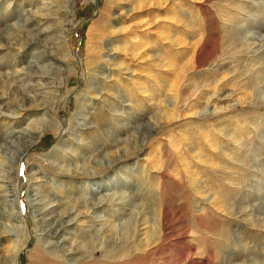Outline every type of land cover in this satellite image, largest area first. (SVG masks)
<instances>
[{
  "label": "rangeland",
  "instance_id": "rangeland-1",
  "mask_svg": "<svg viewBox=\"0 0 264 264\" xmlns=\"http://www.w3.org/2000/svg\"><path fill=\"white\" fill-rule=\"evenodd\" d=\"M249 36L264 0H0V150L39 136L12 171L22 223L2 220L0 264H264V48ZM32 195L47 226L71 211L67 233L36 229Z\"/></svg>",
  "mask_w": 264,
  "mask_h": 264
},
{
  "label": "bare ground",
  "instance_id": "bare-ground-1",
  "mask_svg": "<svg viewBox=\"0 0 264 264\" xmlns=\"http://www.w3.org/2000/svg\"><path fill=\"white\" fill-rule=\"evenodd\" d=\"M254 35V34H253ZM258 37V36H256ZM248 40H250L252 42V44H257V43H262V47L264 48V36H262L261 40H257L255 38V36H249L247 37ZM28 41V42H27ZM27 44H30V43H34L35 41L33 39H30L29 40H26ZM248 42V41H247ZM260 46V45H259ZM260 46V48H262ZM259 53V52H258ZM257 53V54H258ZM261 54V53H259ZM57 61V60H56ZM49 72V71H48ZM48 72H45L44 74H39V76H33L31 78L33 79H45V78H48L49 79V75H48ZM30 79V78H29ZM40 86V85H39ZM1 99V98H0ZM48 99L46 98H43V101L44 102H47ZM48 103V102H47ZM2 111V110H1ZM0 111V117H4V118H12L11 116L14 115V113H11L10 115H6V114H3L2 112ZM142 125V124H141ZM140 125V126H141ZM55 126V125H54ZM144 126V125H143ZM142 126V127H143ZM151 126V124H150ZM149 125L147 126L146 124V127H150ZM56 127V126H55ZM42 128V127H41ZM57 128V127H56ZM37 129V128H36ZM86 129H90V127L86 126ZM144 129V128H143ZM154 129V127H153ZM153 129H147L149 131L148 135H151L152 132H153ZM145 131V130H144ZM10 138H14L15 137V141L14 140H8L6 143H4V145L1 147V149H3L1 151L2 153V156H1V166L3 167V173H0V184H1V187H2V191L5 192L3 198L4 200L2 201V203H0V207L2 206L3 208H0V226L2 227H8L7 224H3L2 223V220L4 221H7V222H14V223H22L20 218H19V212H14L12 208L16 203V201H14V198H15V188H14V185H13V181H12V171H14V166L17 165L21 160L22 158L24 157V155L32 148V146L34 145L37 137L36 136V133L34 130H28L27 132H17V133H11L9 135ZM35 137V138H34ZM148 136L146 137H143L141 140H139V142H141V144L145 141V139L147 138ZM27 140V141H26ZM29 140V141H28ZM116 141V140H115ZM111 143V142H110ZM118 142H112L113 146L116 145ZM137 146H133V149L132 150H136ZM124 153H121L120 155H123ZM9 157V158H8ZM108 157L110 159L111 156L108 155ZM7 158V159H6ZM101 161V160H100ZM98 162V160H97ZM101 166V165H100ZM0 187V188H1ZM5 198H11L10 200L6 201ZM40 202L37 201V198L35 195H32L29 197V200H28V206L30 208V214L31 216L33 217V220L35 222V226H36V229H38V231L42 232V234H45V236H48L50 238H59L57 235L55 236V234H53V229L54 227L57 228L59 227L60 228V232H65L67 230V226H69L68 224L65 225L66 222H64V220L62 219H65V218H69L70 214H71V211H67L66 213L63 214V216L61 217L62 219L60 220H57V221H54L52 224V226H47V223L52 221V219L54 217L50 216V214L47 212V209L45 208H40L38 206H40ZM83 204V203H82ZM120 204V203H119ZM126 204V203H124ZM78 205V203H77ZM80 205V204H79ZM89 204H87L88 206ZM131 205V204H130ZM105 206V201L100 199L99 201H96L95 203H93L90 207L92 213L102 209L103 207ZM123 206V205H122ZM131 207V206H130ZM135 207V206H134ZM133 207V208H134ZM5 208H12L11 211H7L5 210ZM67 210V209H66ZM140 210V209H139ZM138 213H142V212H139ZM59 216V215H58ZM41 217V218H40ZM71 217V216H70ZM39 218V219H38ZM33 222V223H34ZM101 222V220L99 221ZM47 226V229H44L45 227ZM121 226V225H120ZM106 228V227H105ZM9 229V228H8ZM107 229V228H106ZM3 231V230H2ZM5 231V229H4ZM3 231V232H4ZM9 231V230H8ZM7 231V232H8ZM106 231V230H105ZM6 232V231H5ZM10 232L16 236V234L18 233V230L16 229V227L14 225H11L10 226ZM8 232V233H10ZM38 233V232H37ZM67 233V232H65ZM101 233V232H100ZM103 233V232H102ZM4 234V233H3ZM40 234V233H39ZM12 235V236H13ZM104 235V234H102ZM101 235V236H102ZM96 239V238H95ZM109 240V239H108ZM38 241H41L42 243H45L46 245V248L47 249H50L51 247H54L57 248V247H60V242L58 243L57 241H51V240H46L44 238L38 240ZM107 241V240H106ZM63 242H66V240H63ZM109 242V241H108ZM107 242V243H108ZM110 243V242H109ZM118 245V244H117ZM134 245H137L135 242L131 245V247H133ZM22 245H20L21 247ZM109 246V245H108ZM106 248V247H105ZM21 249V248H20ZM120 249V248H119ZM58 250V249H57ZM56 250V251H57ZM19 252V250L17 251ZM120 252V251H119ZM114 253V252H113ZM112 254V253H111ZM84 255V254H83ZM107 255V254H106ZM82 256V255H81ZM120 256L121 253H120ZM116 257V255H115ZM114 257V258H115ZM134 257H137V256H134ZM123 258V257H122ZM130 258V256H129ZM138 258V257H137ZM136 258V259H137ZM109 259V258H108ZM85 260V259H84ZM111 260V259H110ZM133 260V259H132ZM140 260V259H139ZM120 260H118L119 262ZM128 261L130 262L131 260L128 259ZM134 261V260H133ZM82 262V261H81ZM125 262V261H124ZM123 262V263H124ZM129 262L127 264H129ZM80 263V262H79ZM105 263V262H104ZM131 263V262H130ZM119 264V263H118ZM135 264V262L133 263Z\"/></svg>",
  "mask_w": 264,
  "mask_h": 264
}]
</instances>
